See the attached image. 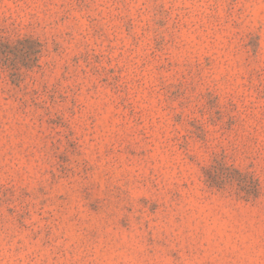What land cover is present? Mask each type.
Wrapping results in <instances>:
<instances>
[{
    "label": "rangeland",
    "instance_id": "obj_1",
    "mask_svg": "<svg viewBox=\"0 0 264 264\" xmlns=\"http://www.w3.org/2000/svg\"><path fill=\"white\" fill-rule=\"evenodd\" d=\"M0 264H264V0H0Z\"/></svg>",
    "mask_w": 264,
    "mask_h": 264
}]
</instances>
